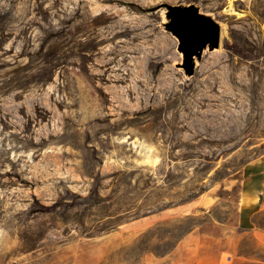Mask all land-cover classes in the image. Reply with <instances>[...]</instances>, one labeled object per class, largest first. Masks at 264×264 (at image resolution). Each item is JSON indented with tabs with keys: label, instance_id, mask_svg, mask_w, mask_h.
Here are the masks:
<instances>
[{
	"label": "rangeland",
	"instance_id": "374dc122",
	"mask_svg": "<svg viewBox=\"0 0 264 264\" xmlns=\"http://www.w3.org/2000/svg\"><path fill=\"white\" fill-rule=\"evenodd\" d=\"M167 5L221 28L192 74ZM263 154L264 0H0V264H264L233 226Z\"/></svg>",
	"mask_w": 264,
	"mask_h": 264
},
{
	"label": "crops",
	"instance_id": "0c3cea01",
	"mask_svg": "<svg viewBox=\"0 0 264 264\" xmlns=\"http://www.w3.org/2000/svg\"><path fill=\"white\" fill-rule=\"evenodd\" d=\"M216 204L214 196L207 194L188 206L146 216L129 225L133 231H143L172 217L196 215L199 211L209 210ZM237 204L236 224H231L241 231L240 237L241 235L244 238L252 236L255 245L264 248V226L257 218L264 214V154L247 166L244 187ZM223 225L229 226L228 223Z\"/></svg>",
	"mask_w": 264,
	"mask_h": 264
},
{
	"label": "water",
	"instance_id": "95a60500",
	"mask_svg": "<svg viewBox=\"0 0 264 264\" xmlns=\"http://www.w3.org/2000/svg\"><path fill=\"white\" fill-rule=\"evenodd\" d=\"M176 7L189 13L183 21L167 13L170 19L168 30L178 39L179 51L185 55L189 74H192L195 57H201L208 48L214 50L220 47L221 28L213 18L201 13L194 5Z\"/></svg>",
	"mask_w": 264,
	"mask_h": 264
},
{
	"label": "bare ground",
	"instance_id": "6f19581e",
	"mask_svg": "<svg viewBox=\"0 0 264 264\" xmlns=\"http://www.w3.org/2000/svg\"><path fill=\"white\" fill-rule=\"evenodd\" d=\"M167 11L169 14L176 15L180 21L185 20L186 15L189 13L188 11H185L183 8L173 7V6H168Z\"/></svg>",
	"mask_w": 264,
	"mask_h": 264
},
{
	"label": "trees",
	"instance_id": "16d2710c",
	"mask_svg": "<svg viewBox=\"0 0 264 264\" xmlns=\"http://www.w3.org/2000/svg\"><path fill=\"white\" fill-rule=\"evenodd\" d=\"M146 216H147V215H146ZM146 216H145V217H146ZM142 218H143V217H142ZM138 219H141V218H137L136 220H138Z\"/></svg>",
	"mask_w": 264,
	"mask_h": 264
}]
</instances>
